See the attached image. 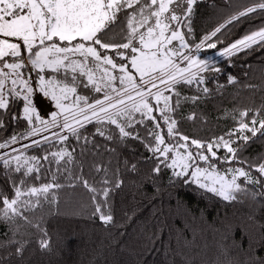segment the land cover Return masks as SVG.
Instances as JSON below:
<instances>
[{
	"label": "snow or ice",
	"instance_id": "obj_1",
	"mask_svg": "<svg viewBox=\"0 0 264 264\" xmlns=\"http://www.w3.org/2000/svg\"><path fill=\"white\" fill-rule=\"evenodd\" d=\"M196 2L0 0V129L7 127L8 117L12 122H27L23 132L0 142V150L39 137L23 148L25 152L41 148L44 153L26 155L12 148V152L0 154L13 190L11 196L0 191V221L15 222L19 218L47 237V231L24 213L34 211L42 201L55 204L57 190L63 187L57 174L67 173L69 187L83 182L92 194L93 215L106 227L114 223L110 193L122 182L118 178L111 181L104 169V176L96 182L100 187H96L83 175H74L72 152L41 147L63 144L69 138L60 134L65 131L79 140V129L88 123H95L96 134L105 140L123 142L130 138L143 143L155 161L153 173L159 174L161 166L171 169L178 180L195 184L226 202L236 201L238 193L248 192V185L260 186L253 198L264 196V180L253 175L254 171L264 177V156L256 161L242 155L250 142L264 139V105L240 110L238 116H232L235 127L211 140L185 134L174 117L181 103L176 86L202 85L205 78L201 73L220 71L213 61L193 53L202 48L217 49V43H223L218 34H223L228 25L235 26L242 18L251 19L252 14L264 17V0H225L233 9L231 15L193 48L188 37ZM257 47L264 48V24L245 32L217 54L230 57ZM235 82L229 76L228 83ZM80 89L92 95L81 94ZM197 91L209 93L207 87ZM36 94H42L54 106L48 119L43 118L34 102ZM173 95L177 97L174 103ZM190 99L195 102L199 97ZM19 101L23 102L22 116L12 111ZM186 118L192 120L194 116ZM50 129L60 131L42 135ZM83 139L86 144L91 142L87 137ZM221 149L224 154L218 156ZM42 161L57 168L55 172L45 169L51 180L37 186L36 181L45 178ZM136 167L133 164L131 170L136 171ZM13 173L20 174L18 181ZM8 242L18 243L15 255L22 257L26 242L12 238ZM38 243L41 250L50 249L48 239L41 238ZM6 259L0 256V264H6Z\"/></svg>",
	"mask_w": 264,
	"mask_h": 264
},
{
	"label": "trees",
	"instance_id": "obj_2",
	"mask_svg": "<svg viewBox=\"0 0 264 264\" xmlns=\"http://www.w3.org/2000/svg\"><path fill=\"white\" fill-rule=\"evenodd\" d=\"M232 11L225 0H197L188 37L192 46L224 23ZM261 24L264 17L252 14L251 19L242 18L235 26L228 25L223 34H218L223 43L218 42L217 49H208L202 56L223 50ZM215 67L220 71L202 74L205 78L202 85L176 86L181 103L174 117L179 128L204 140L219 137L235 127L232 116H238L240 110L264 105V48L227 56ZM229 76L236 82L229 84ZM203 87L209 89L208 94L197 91ZM192 96L199 99L193 102ZM176 98L173 95V103ZM22 108L23 102L19 101L12 111L22 116ZM189 115L194 119L188 120ZM96 127L95 123H88L79 129L82 134L79 140L66 133L69 138L63 144L41 147L48 151L66 148L72 152L74 175H83L96 187H100L96 182L104 176V169L111 181L118 178L122 182L110 193L114 223L106 227L93 215L92 194L83 182L69 187L67 173H58V182L63 187L57 190L56 203L42 201L40 207L24 213L47 231V237L19 218L15 222L0 221V256L7 258L6 264H264V196L253 198L260 186L248 185L249 191L238 193L236 201H223L194 184L178 180L171 169L161 166L159 174L153 173L155 161L143 143L130 138L123 142L105 140L96 134ZM26 128L23 119L12 122L8 117L7 127L0 129V142ZM136 128L143 132L140 125ZM83 137L91 142L86 144ZM24 154L44 155L36 147ZM217 154L222 156L224 150ZM242 155L260 161L264 156V139L250 142ZM42 163L45 178L36 181L37 186L51 180L45 169L55 172L57 168L55 164ZM80 164L82 168L78 167ZM133 164L136 171L131 170ZM4 173L0 163V191L11 196L12 186ZM13 175L18 181L20 174ZM253 175L264 180L254 171ZM9 238L26 242L22 257L15 255L19 245L9 243ZM41 238L49 240V250L40 249Z\"/></svg>",
	"mask_w": 264,
	"mask_h": 264
},
{
	"label": "rangeland",
	"instance_id": "obj_3",
	"mask_svg": "<svg viewBox=\"0 0 264 264\" xmlns=\"http://www.w3.org/2000/svg\"><path fill=\"white\" fill-rule=\"evenodd\" d=\"M186 7V5H185ZM174 43H177V42H174ZM199 43V42H198ZM195 45V44H194ZM194 45H193V48H194ZM208 48H202L200 50V52L198 53H193L194 55L198 56L199 58H202V59H209L211 61L214 62V66L217 65L220 61L224 60L225 58H227V56H220L217 54V52L215 53H212V54H209V55H206V56H202L204 54L205 51H207ZM222 51V50H221ZM8 59V58H6ZM183 66V65H182ZM206 72V71H205ZM204 73V72H203ZM201 73V75L203 74ZM33 77H34V73H32ZM138 79V77H137ZM33 86L35 87V84L33 83ZM162 87V86H161ZM81 92V94H88V95H92L91 93H88L87 90L85 89H80L79 90ZM153 91H155V89H153ZM165 95H170V93H165ZM34 102L35 104L38 106V110L41 111V114L43 116V118L45 119H48L49 118V112L52 111V110H55L54 109V106L51 105V102L48 101L46 98H44L42 96V94H36V96L34 97ZM53 131H56V132H59L60 130L59 129H50L48 132L46 133H43L42 135H49L51 136V133ZM66 133L68 132H61L60 134L61 135H66ZM35 138H39V137H34V138H30V139H27V140H21L19 143L15 144L12 146V148H17V149H20L21 152H24V148H23V145L25 144H30L31 143V139H35ZM12 148H9V149H4L2 151H0V154H3L4 152H12ZM17 153H12V155H16ZM264 178V177H263ZM195 185V184H194Z\"/></svg>",
	"mask_w": 264,
	"mask_h": 264
}]
</instances>
